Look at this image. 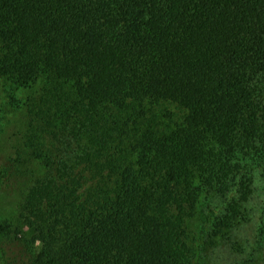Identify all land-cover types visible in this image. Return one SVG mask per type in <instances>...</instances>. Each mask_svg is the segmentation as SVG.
Wrapping results in <instances>:
<instances>
[{"label":"trees","instance_id":"16d2710c","mask_svg":"<svg viewBox=\"0 0 264 264\" xmlns=\"http://www.w3.org/2000/svg\"><path fill=\"white\" fill-rule=\"evenodd\" d=\"M2 80L32 88L46 168L19 192L21 264H198L238 223L264 161V0H0Z\"/></svg>","mask_w":264,"mask_h":264},{"label":"rangeland","instance_id":"374dc122","mask_svg":"<svg viewBox=\"0 0 264 264\" xmlns=\"http://www.w3.org/2000/svg\"><path fill=\"white\" fill-rule=\"evenodd\" d=\"M10 86L9 82L0 81V169L3 167L7 172L6 176L9 178L12 174L13 179L6 187L0 185V264H6L2 246L7 248L5 253L13 256V260L17 255L15 264H21L20 260L23 258L19 253L22 245L18 242L22 228V221L18 217L21 204L19 192L26 184L40 178L46 168L35 153L36 140L28 116V101L33 90H18L13 97L9 94ZM262 162L255 166L251 174H246V184L250 182V193L242 205L238 223L224 229L223 235L219 233L218 236L211 237L212 229L205 234L198 264H264V161ZM228 200L229 197L215 196L210 197L209 206L204 201L199 205L197 215L189 222V229L196 237L209 221L214 222L223 216L230 202ZM5 222L12 224L10 239L7 241L9 243H6V238L1 234ZM43 253L42 264H48L51 255L48 251Z\"/></svg>","mask_w":264,"mask_h":264}]
</instances>
